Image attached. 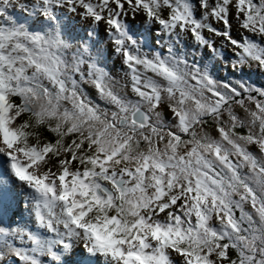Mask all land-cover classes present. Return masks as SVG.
I'll list each match as a JSON object with an SVG mask.
<instances>
[{"label": "snow or ice", "instance_id": "snow-or-ice-1", "mask_svg": "<svg viewBox=\"0 0 264 264\" xmlns=\"http://www.w3.org/2000/svg\"><path fill=\"white\" fill-rule=\"evenodd\" d=\"M252 70L264 0H0V264H264Z\"/></svg>", "mask_w": 264, "mask_h": 264}, {"label": "trees", "instance_id": "trees-1", "mask_svg": "<svg viewBox=\"0 0 264 264\" xmlns=\"http://www.w3.org/2000/svg\"><path fill=\"white\" fill-rule=\"evenodd\" d=\"M112 59L109 60L108 62V69L109 67L111 66L112 64ZM220 78H226L228 80H231V81H235L237 78H241L240 77V74H236L235 76L231 75L228 71H225L223 70L222 72H219L217 74ZM242 78L247 81L248 83L256 86V85H260V86H263L264 87V76L263 75H258L255 70H252V71H246Z\"/></svg>", "mask_w": 264, "mask_h": 264}, {"label": "rangeland", "instance_id": "rangeland-1", "mask_svg": "<svg viewBox=\"0 0 264 264\" xmlns=\"http://www.w3.org/2000/svg\"><path fill=\"white\" fill-rule=\"evenodd\" d=\"M139 19V18H138ZM137 27H139V25H137ZM112 61V64L111 66L109 67V70L112 72V74L117 78V79H120L122 76H123V71L121 69V65H120V61L118 59H115V60H111ZM223 69L220 71L222 72ZM255 72L258 74V75H263L264 76V73H261L259 71H256ZM256 87H261V88H264L263 86H260V85H256ZM17 212L18 213H22L24 212V209H23V206H21L20 208L17 209Z\"/></svg>", "mask_w": 264, "mask_h": 264}]
</instances>
